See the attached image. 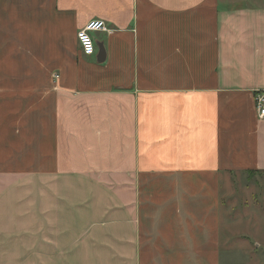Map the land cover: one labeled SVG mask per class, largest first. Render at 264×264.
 I'll use <instances>...</instances> for the list:
<instances>
[{"label":"crops","instance_id":"obj_1","mask_svg":"<svg viewBox=\"0 0 264 264\" xmlns=\"http://www.w3.org/2000/svg\"><path fill=\"white\" fill-rule=\"evenodd\" d=\"M263 91L264 5L0 0V264H223Z\"/></svg>","mask_w":264,"mask_h":264},{"label":"rangeland","instance_id":"obj_2","mask_svg":"<svg viewBox=\"0 0 264 264\" xmlns=\"http://www.w3.org/2000/svg\"><path fill=\"white\" fill-rule=\"evenodd\" d=\"M223 185V264H264V173L236 174Z\"/></svg>","mask_w":264,"mask_h":264},{"label":"built area","instance_id":"obj_3","mask_svg":"<svg viewBox=\"0 0 264 264\" xmlns=\"http://www.w3.org/2000/svg\"><path fill=\"white\" fill-rule=\"evenodd\" d=\"M107 31V26L104 21L93 20L88 22L84 28L78 31L77 40L79 49L82 55L91 57L96 54V45L92 35ZM58 78V75H54ZM255 105L260 119L264 118V91L258 92L255 95Z\"/></svg>","mask_w":264,"mask_h":264},{"label":"water","instance_id":"obj_4","mask_svg":"<svg viewBox=\"0 0 264 264\" xmlns=\"http://www.w3.org/2000/svg\"><path fill=\"white\" fill-rule=\"evenodd\" d=\"M98 49H99L98 61L100 63H102V62L106 61V58H107L106 50L104 48V45H102V44L98 45Z\"/></svg>","mask_w":264,"mask_h":264}]
</instances>
